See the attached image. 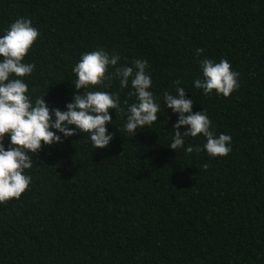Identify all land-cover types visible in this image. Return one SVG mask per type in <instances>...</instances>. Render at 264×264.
<instances>
[{
  "label": "trees",
  "instance_id": "1",
  "mask_svg": "<svg viewBox=\"0 0 264 264\" xmlns=\"http://www.w3.org/2000/svg\"><path fill=\"white\" fill-rule=\"evenodd\" d=\"M19 18L39 32L23 61L35 66L23 78L33 106L43 97L66 111L73 68L104 50L117 66L147 61L160 111L129 135L131 78L90 88L119 97L113 139L95 149L88 134L56 132L62 143L32 156L28 190L0 204V264H264V0H0V37ZM204 59L239 73L229 97L195 88ZM177 87L215 136L231 137L227 156L210 157L202 134L169 148L179 114L163 93Z\"/></svg>",
  "mask_w": 264,
  "mask_h": 264
},
{
  "label": "clouds",
  "instance_id": "2",
  "mask_svg": "<svg viewBox=\"0 0 264 264\" xmlns=\"http://www.w3.org/2000/svg\"><path fill=\"white\" fill-rule=\"evenodd\" d=\"M38 36L39 32L32 26L31 20L19 18L0 37V204L18 200L28 190L31 176L26 175L25 170L33 167L32 156L42 146L62 143L56 132L62 133L64 137L73 136L77 131L88 134L95 149H103L109 145L113 139L106 128L112 122L109 110H119V97L90 88L105 86L106 81L116 78L119 79L121 88H126L131 78L134 90L132 94L137 97L138 102L128 108L125 129L129 135L134 136L138 128H151L160 111L153 93L149 91L152 81L146 74L147 61L134 60L132 66H117L119 55L109 54L104 50L83 54L73 68L77 76L74 82L77 94L66 105V111L50 110L43 97L37 98L33 106L23 78L29 76L35 66L23 61ZM202 52L203 49H196L197 56ZM109 66L113 68L110 74ZM200 68L203 78L196 79L194 86L202 89L205 96L215 92L227 98L239 88V73L232 71L226 59L219 63L204 59ZM179 83L176 81L177 85ZM107 86L110 87V84ZM81 89L84 90L83 95L78 94ZM185 97L186 92L182 87L176 88V95L167 91L163 93L165 106L174 114H179L169 148L175 152L184 146L185 137L202 134L206 138L203 148L210 157L227 156L231 151L228 147L231 137L225 134L215 136L210 131L208 116L203 111L193 113L192 100ZM185 126L188 130L182 132L181 129ZM6 137L10 138L7 150L3 143ZM199 151V146L190 145L186 148L188 154ZM204 167L207 169L208 164Z\"/></svg>",
  "mask_w": 264,
  "mask_h": 264
}]
</instances>
